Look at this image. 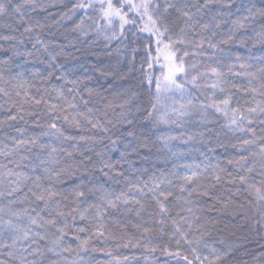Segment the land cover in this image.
<instances>
[{"label": "snow or ice", "instance_id": "6c2138e0", "mask_svg": "<svg viewBox=\"0 0 264 264\" xmlns=\"http://www.w3.org/2000/svg\"><path fill=\"white\" fill-rule=\"evenodd\" d=\"M54 6L0 0V264H264V0H75L40 18ZM101 42L116 67L93 71L139 81L112 98L61 63ZM153 148L205 159L144 179L133 157Z\"/></svg>", "mask_w": 264, "mask_h": 264}, {"label": "trees", "instance_id": "16d2710c", "mask_svg": "<svg viewBox=\"0 0 264 264\" xmlns=\"http://www.w3.org/2000/svg\"><path fill=\"white\" fill-rule=\"evenodd\" d=\"M42 2L52 4L54 3V7H49L47 11L41 12L40 18L47 19L48 16H53L58 18L60 12L67 11L68 8L72 6V3L75 2V0H42ZM78 19V17H77ZM49 24H51V20H47ZM71 23L65 22V28H70ZM65 28H60L59 31H57V28L53 26L51 28V33L53 34V38L56 39L57 43L63 42V37L60 35L61 32L65 30ZM47 31V30H46ZM29 48L31 47L30 44L27 45ZM81 51L76 52L75 50L69 49V51L72 53L70 57L67 59L62 58L61 63L63 65V71L65 73H73L74 75H83L87 74L90 79L88 80L89 87L96 88L97 91L101 92L102 95L112 98L114 97L118 92H123L125 89H127L130 85H138L139 81L137 79H124L121 80L120 77L124 74V72L127 71V68L124 67L122 71L115 72L114 74H109L108 78L105 79V77L101 76L98 72L93 71L95 67H109L111 66L113 69L116 67V59L112 58L109 59L107 56L103 43L101 42L98 45L95 46H84L81 45ZM246 54V53H245ZM154 55V53H153ZM256 55H264V53H261L259 51L256 52ZM143 56V51L141 50V55H138L136 57L137 60V67H139L140 60ZM162 63V61H161ZM26 67L30 71H37V70H43L45 65L38 60L31 61ZM145 69L148 71H152L155 75H158L160 72V63H156L153 67V69H147V65H145ZM136 76H139V73L135 74ZM54 83H59L57 81H53ZM137 103H140V101H137ZM135 107V106H134ZM3 113H0V116H2ZM223 123V119L218 122L217 124V130H219V124ZM151 126H147V129H141V131H147L150 129ZM161 131H166V129H161ZM160 133L157 132L156 135H159ZM153 140L156 139V136L152 137ZM203 151L204 149H200ZM223 149H217L216 153H208V156L212 159V162H215L217 159H222L221 153H223ZM186 159H177L173 160V158L166 157L165 155L161 154L157 149L153 148L151 152H148L147 150L141 152L139 156L133 157V167L138 170L139 173H144V179H148L149 176L155 175L160 176L161 174L167 175L173 170L181 171L182 169H177V164H191V163H199L203 161L205 158L200 155L199 151H192L191 153L186 154ZM125 167H127L125 165ZM103 179V178H102ZM118 190V188H117ZM259 241L254 243L252 247H258ZM122 254H131L129 252H122ZM96 259L99 261H103L105 257L103 254L96 253ZM136 255H140L139 252L136 253ZM157 257L160 258L161 264H163V258L160 257V254H156ZM141 264H144L143 261H141Z\"/></svg>", "mask_w": 264, "mask_h": 264}]
</instances>
